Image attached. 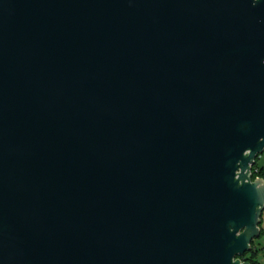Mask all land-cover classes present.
<instances>
[{
  "label": "water",
  "instance_id": "1",
  "mask_svg": "<svg viewBox=\"0 0 264 264\" xmlns=\"http://www.w3.org/2000/svg\"><path fill=\"white\" fill-rule=\"evenodd\" d=\"M264 0H0V264H251Z\"/></svg>",
  "mask_w": 264,
  "mask_h": 264
},
{
  "label": "rangeland",
  "instance_id": "2",
  "mask_svg": "<svg viewBox=\"0 0 264 264\" xmlns=\"http://www.w3.org/2000/svg\"><path fill=\"white\" fill-rule=\"evenodd\" d=\"M255 163L258 167L264 168V152L261 153L256 158ZM259 226H260V235L254 239L253 244H252V246L254 247L253 249L252 248L251 249L253 251L255 250L253 252L254 259L257 260L259 264H264V210L262 211V214H261V222ZM251 255H252V252L247 251L246 257H250Z\"/></svg>",
  "mask_w": 264,
  "mask_h": 264
},
{
  "label": "trees",
  "instance_id": "3",
  "mask_svg": "<svg viewBox=\"0 0 264 264\" xmlns=\"http://www.w3.org/2000/svg\"><path fill=\"white\" fill-rule=\"evenodd\" d=\"M257 167V168H256ZM261 176V177H264V168H262V167H258L257 165H256V163L253 165V167H252V179L253 178H255L256 176ZM253 241L254 240H252V242H251V245L253 244ZM253 247L254 246H252V249H253ZM249 250V252H252V255L250 256V257H246V253L247 252H245L244 253V255L241 257V259H243V260H246V261H249L251 264H259V262L257 261V260H255L254 259V256H253V252L255 251H253V250Z\"/></svg>",
  "mask_w": 264,
  "mask_h": 264
}]
</instances>
